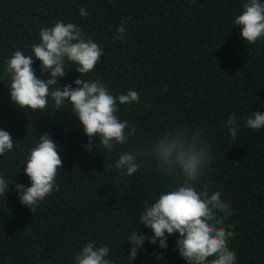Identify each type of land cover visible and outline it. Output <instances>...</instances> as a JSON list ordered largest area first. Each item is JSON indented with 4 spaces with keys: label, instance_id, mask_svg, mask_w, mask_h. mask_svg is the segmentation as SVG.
<instances>
[{
    "label": "trees",
    "instance_id": "1",
    "mask_svg": "<svg viewBox=\"0 0 264 264\" xmlns=\"http://www.w3.org/2000/svg\"><path fill=\"white\" fill-rule=\"evenodd\" d=\"M246 2L0 0V129L14 138L13 149L0 155V176L12 179L5 197L0 195V264H74L87 242L107 245L114 264H186L176 233L166 234V249L146 239L135 259L127 257V235H152L138 223L145 202L174 189L181 178L164 174L151 157L138 161L130 176L111 167L121 152L146 148L176 129H202L212 153L202 182L211 181L230 205L223 226L234 233L229 248L236 264H264V127H245L248 115L264 112V39L249 44L234 24ZM57 20L78 24L103 49L100 62L81 79L99 80L114 96L139 94V102L118 105V117L136 131L111 152L98 139L86 150L88 137L70 104L56 110L50 100L48 108L32 111L10 99L7 60L16 50L31 55L39 30ZM122 20L124 38L115 39ZM33 61L37 76L47 79L40 61ZM66 67L59 86L75 87L77 65ZM232 114L236 138L226 123ZM45 131L59 145L63 168L58 190L32 213L20 203L15 184L30 186L23 165Z\"/></svg>",
    "mask_w": 264,
    "mask_h": 264
},
{
    "label": "clouds",
    "instance_id": "2",
    "mask_svg": "<svg viewBox=\"0 0 264 264\" xmlns=\"http://www.w3.org/2000/svg\"><path fill=\"white\" fill-rule=\"evenodd\" d=\"M79 14L86 17L89 13L86 8H81ZM124 24L122 20L115 39L124 38ZM234 24L245 42L254 44L264 39V0H247L243 11L235 17ZM39 38L40 42L31 46V55L16 50L7 60L5 72L10 80L11 101L21 109L32 111L48 108L50 100L56 110L66 103L70 104L71 112L77 116L88 137L85 145L88 151L92 150L93 143L96 146L97 139L108 152L117 145L125 144L136 130L129 128L127 120L118 117V105L139 102L138 92L128 90L125 94L114 96L99 80L80 78L100 62L103 55L100 45L90 36H85L78 24L61 20L51 27H42ZM33 56L40 61L41 73L48 74L47 79L37 76ZM68 62L77 65L75 71L80 76L72 82L75 87L72 84L60 87L59 78L69 70L66 67ZM226 123L229 134L236 138V115L232 114ZM245 127L253 130L264 127V112L256 111L248 115ZM201 133L202 129L192 133L187 129L166 130L146 148L121 152L111 165L117 170H126L125 174L130 176L138 171V161L151 157L164 174L181 178V183L174 189L162 192L150 204L145 202L138 223L150 228L152 235L146 237L142 233L137 234L136 230L127 235L130 262L136 258L146 239L149 243L158 242L160 248L166 249V234L176 233L178 252L186 264H236V253L229 248V240L234 233L223 226L226 217L231 215L230 205L222 197L221 190L211 189V181L202 182L212 153L203 142ZM13 147L14 138L8 131L0 129V155ZM58 148L48 132H42L23 165L30 186L15 184L20 203L32 213L41 201L58 190L57 173L63 168ZM10 183L12 179L8 181L0 176V195L5 197ZM228 227L231 228L230 225ZM109 253L107 245L96 246L94 242H87L75 255L74 264H114ZM157 258L162 259V254H157Z\"/></svg>",
    "mask_w": 264,
    "mask_h": 264
}]
</instances>
